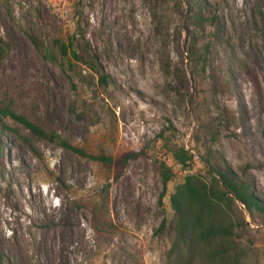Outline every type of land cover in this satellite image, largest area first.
I'll return each instance as SVG.
<instances>
[{
	"label": "rangeland",
	"instance_id": "obj_1",
	"mask_svg": "<svg viewBox=\"0 0 264 264\" xmlns=\"http://www.w3.org/2000/svg\"><path fill=\"white\" fill-rule=\"evenodd\" d=\"M209 1L222 43L193 31L181 0H0V106L46 133L10 117L0 129V264H221L203 245L171 256L170 195L187 173L208 176V153L264 203V0ZM57 39L83 61L46 60L35 42ZM195 42L211 45L193 61ZM176 146L195 155L186 170ZM126 152L138 155L118 177L98 160ZM161 163L175 174L162 198ZM237 206L236 251L264 264V223Z\"/></svg>",
	"mask_w": 264,
	"mask_h": 264
},
{
	"label": "trees",
	"instance_id": "obj_2",
	"mask_svg": "<svg viewBox=\"0 0 264 264\" xmlns=\"http://www.w3.org/2000/svg\"><path fill=\"white\" fill-rule=\"evenodd\" d=\"M157 3L160 0H154ZM185 6L186 12L191 18V27L193 31L199 32L207 26L213 29V38L211 40L224 41L223 25L219 14L211 13L209 0H181ZM260 17L255 19V29L264 28V12L258 11ZM156 16V12H153ZM262 31V30H259ZM36 41L34 36H31ZM227 42V41H226ZM37 43L43 57L55 63L61 70L66 71V66L72 61L82 62L83 58L76 50L74 42H63L55 40L53 46H46L43 43ZM40 43V44H39ZM211 42H207L204 48L200 49L198 42L191 46L190 55L195 57H203L210 49ZM57 49V53H55ZM94 58L87 67L96 74L101 73V65L97 60V56L89 47L83 52ZM3 61V47L0 46V65ZM231 67L242 69V64L231 62ZM101 80L104 75L100 76ZM13 118L17 122L24 125L29 131L39 136H46V133L35 123L29 121L25 117L16 114L9 107L0 106V129L3 132L13 131L7 123L6 118ZM54 134H50L51 137ZM57 139V136H56ZM63 146L68 145L65 141H61ZM2 143L0 139V154L2 153ZM174 160L184 169L193 162L195 155L191 150L184 146L172 149ZM138 154L134 152H126L118 157L100 155L98 160L106 167L112 169L116 177L120 176L127 164L136 159ZM206 167L207 177L198 174L187 173L177 186L175 191L170 195L171 208L174 213V231L175 240L171 248V256L181 250H189L190 253L195 246H204V255L211 260L221 259V264H243L241 256L235 248V236L244 228L245 221L243 218H235L231 214V207L237 205L245 210L248 215L261 218L264 223V203L255 195L252 185L249 181L238 177L228 166L224 168L220 161H215L210 154L205 153L202 158ZM161 174L164 191L161 198L167 190V185L173 180L175 174L173 169L164 163H161ZM242 212V211H241ZM163 226V225H162ZM193 256V253L190 254ZM228 256V258H227ZM183 257V256H182ZM177 259L174 264H190V261H181ZM3 261L0 253V263Z\"/></svg>",
	"mask_w": 264,
	"mask_h": 264
}]
</instances>
